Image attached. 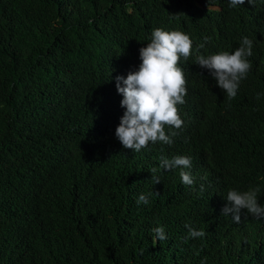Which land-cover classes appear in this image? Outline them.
<instances>
[{
	"label": "trees",
	"instance_id": "trees-1",
	"mask_svg": "<svg viewBox=\"0 0 264 264\" xmlns=\"http://www.w3.org/2000/svg\"><path fill=\"white\" fill-rule=\"evenodd\" d=\"M155 28L193 41L178 64L186 124L135 152L115 135L116 77L139 69ZM244 37L251 70L229 100L196 58ZM200 134L213 148L185 185L160 159L196 152ZM256 187L264 206V0H0V264H264V218L222 215L229 190Z\"/></svg>",
	"mask_w": 264,
	"mask_h": 264
},
{
	"label": "clouds",
	"instance_id": "clouds-1",
	"mask_svg": "<svg viewBox=\"0 0 264 264\" xmlns=\"http://www.w3.org/2000/svg\"><path fill=\"white\" fill-rule=\"evenodd\" d=\"M255 6L256 0H247ZM245 4V0H229V8H237ZM178 18V15H176ZM204 45L201 44L202 48ZM253 42L244 37L241 46L234 52L221 51L216 54L198 55L196 64L206 68L217 81V85L225 92L229 100L236 97L240 83L247 78L251 70L248 57L252 56ZM193 41L190 36L178 30L166 31L155 28L150 42L139 50L141 63L135 72H129L127 77H116V87L122 95L121 107L126 111L116 128V138L126 149L140 152L148 145L163 143L171 145L173 137L180 133L186 120L178 105L185 103L187 81L184 71L178 66L179 61H187L192 55ZM166 128H174L169 135ZM201 146L196 152L172 153L171 156L161 157L160 168L164 170L181 169V181L192 185L195 179L193 160L210 152L213 144L207 134L197 136ZM181 145V144H179ZM182 147V146H181ZM184 154V156H181ZM157 168L150 169L152 174ZM156 184L160 180L152 175ZM260 188H250L247 191L231 189L227 193L228 204L222 209V215H231L236 223L241 221V213L246 211L255 218H264V206L258 202ZM159 194V193H157ZM150 195V194H149ZM138 204L149 203L148 195L141 194ZM190 238L205 236L203 230H196L190 225ZM153 244L167 239L163 226L152 229Z\"/></svg>",
	"mask_w": 264,
	"mask_h": 264
}]
</instances>
